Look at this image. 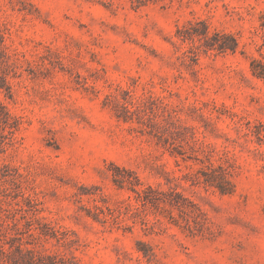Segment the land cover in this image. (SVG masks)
Masks as SVG:
<instances>
[{"label":"rangeland","instance_id":"rangeland-1","mask_svg":"<svg viewBox=\"0 0 264 264\" xmlns=\"http://www.w3.org/2000/svg\"><path fill=\"white\" fill-rule=\"evenodd\" d=\"M0 264H264V0H0Z\"/></svg>","mask_w":264,"mask_h":264}]
</instances>
